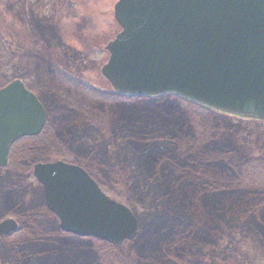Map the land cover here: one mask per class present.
I'll list each match as a JSON object with an SVG mask.
<instances>
[{"label": "water", "instance_id": "1", "mask_svg": "<svg viewBox=\"0 0 264 264\" xmlns=\"http://www.w3.org/2000/svg\"><path fill=\"white\" fill-rule=\"evenodd\" d=\"M120 32L101 73L118 95H174L204 108L264 122V0H119ZM47 115L20 81L0 89V168L10 147L36 137ZM59 230L111 245L133 240L132 212L106 196L80 167L33 166ZM17 230L0 221V239Z\"/></svg>", "mask_w": 264, "mask_h": 264}, {"label": "trees", "instance_id": "2", "mask_svg": "<svg viewBox=\"0 0 264 264\" xmlns=\"http://www.w3.org/2000/svg\"><path fill=\"white\" fill-rule=\"evenodd\" d=\"M3 55L4 49L0 42V61ZM3 80H0V87L6 82H3ZM67 83L73 86L76 85L75 87L81 90L80 92L86 96L85 98L91 101L89 104L85 103L76 106L84 111L88 109L98 110L99 106H97L96 101H111L118 98L142 100L151 103L163 102L164 100H166V103L170 100L185 102L173 96L153 99L140 96L123 97L115 94H102L93 90L90 86L75 81L63 82L62 85ZM55 90L53 88V91ZM61 98L66 106H72L75 102L74 99H63L61 94L58 96L56 94L55 99L61 101ZM193 107L199 111L198 114L206 116L205 122L199 118L174 121L170 119L171 113L169 111L171 109L162 106L159 109L160 114H157L154 119L151 118L154 126L152 130H145V125L140 127L141 125L137 123L142 124L141 120V122L138 121L126 125L127 133L114 130L112 127L106 128L105 126L99 128L98 131L97 129L87 131L88 133L91 132L92 136L95 134L99 135L102 142H107V144L115 141L125 145L128 149L131 148L133 163L139 177L144 176L143 186L146 185V190H148L147 192L145 191L146 193L137 190L139 201L142 202V205H147L150 194L153 193L156 199L151 204V209L158 211L165 205H168L170 209H166L159 217L155 215L150 222L146 223V225L144 224L145 227L140 230V233L133 241L125 242L121 246H112L106 244V242L103 243L90 238H75L71 235L63 234L58 229L56 219L46 210L42 202H39L35 209L27 213L20 211L19 207L16 209L18 203L12 207L14 212L11 211L9 214L19 219L21 227L5 240H13L17 236L25 235L32 238L33 241L45 242L46 245L57 243L62 239V241H89L91 244L102 246V249L107 248L108 250L106 251L108 252L105 256L113 255L114 248L119 249L121 247L122 249L127 245H131L127 254L137 264H227L229 260L230 262L232 260L233 262L237 261L230 254H226V251L231 249L230 245L250 242V264H264V261L262 262L261 260L264 258V152L262 155H250L249 157L246 154L236 153L238 149L234 145L227 144L224 135L225 130L229 129L231 121H242L209 112L195 105ZM47 112L48 116H50L48 109ZM93 113H95L97 120H99V117L106 116V113L95 111ZM49 118L43 132L38 137L29 139L30 141L39 140V137L48 130L47 127L50 125ZM169 126L181 127L182 133H184L183 136H178L179 133L175 131V127L170 128V131L164 130L165 127L167 129ZM85 135L87 133L81 137L85 138ZM56 138L60 139V142L66 139L64 135ZM167 139L176 140V146L173 145V147L179 153L184 152L185 154V151L188 152L190 150L189 148L202 149L199 154L202 157H208L205 158L207 161L200 167H202V172H205L206 176V170L212 172L210 176L212 178L209 179L203 175L198 177L195 174L190 175L188 168L191 167V163H180L179 160L172 161V156H169L170 153L167 151V148L172 147V142H168ZM71 143L74 144L73 142ZM151 145L155 146V151L150 150ZM76 146L77 144L72 147ZM95 146L96 148L93 145L89 147L90 156L84 159L74 156L72 151L66 152L62 148L57 150V148L49 146V154L47 156L50 155V157L47 160L61 159L66 162L81 164L82 166L83 164L79 162H86L84 160L95 163L96 159L92 156H99L100 154L97 148L98 145L95 144ZM32 162L35 161L32 160ZM201 162L202 160H200ZM165 164L169 167H164ZM162 169L164 174H162ZM110 170L113 174H117L112 168ZM186 173L188 176H185ZM93 177L99 182L94 174ZM183 179L187 183H195L192 185L190 192L187 185L182 183L181 180ZM161 180L165 182L166 188H161L158 191V185ZM15 185L13 183L11 187ZM108 186L112 189L118 187L117 176L112 184L108 183ZM168 198L173 200L170 201ZM199 200L202 201V204L198 202ZM209 209L211 211L209 213L206 212ZM41 217L43 220L49 218L53 222L50 224L40 222ZM29 250L23 246L22 248L17 247L13 254L16 263L12 264H48L42 263V260H30L29 257L34 256V254L37 256L51 253L52 249L40 245V247L29 248ZM217 252L218 254L220 253L219 256H217ZM86 258L90 261L89 257ZM95 260L100 262L101 257L97 254ZM72 262V264H82L78 260ZM109 264H116V262L112 261Z\"/></svg>", "mask_w": 264, "mask_h": 264}, {"label": "rangeland", "instance_id": "3", "mask_svg": "<svg viewBox=\"0 0 264 264\" xmlns=\"http://www.w3.org/2000/svg\"><path fill=\"white\" fill-rule=\"evenodd\" d=\"M113 1L114 0H110V3L112 4ZM20 15L21 12H16L13 15L9 14L6 0H0V39L5 47L4 55L1 59L2 62L0 61V80H3V78H6L3 82L6 80V82L15 79L21 80L29 89L36 92L50 113V116H48L50 117V125L47 127L48 130L39 137V140H19L11 149L8 167L0 170V221L7 217H12L19 222L18 218L9 214L11 211L14 212L12 207L17 203L19 205L17 204L16 209L19 207L20 211L27 213L35 209V206L39 202H43L41 198V188L32 178L31 168L36 162L31 163V161H49L47 160L50 157V155L47 156V154H49V146L57 148V150L62 148V150L66 152L72 151L74 156H79L81 159H84L90 156L88 152L89 147L93 145L96 148L95 144H97L100 153L99 156L91 155L96 159V162L90 163L84 160L86 162H79L82 163L83 166L81 164L77 165L85 167L84 169L91 173L93 172L94 176L98 178L99 183H101L99 185H101V188L107 195L118 203L131 209L139 220V234L140 230H142L146 223L150 222L155 215L159 217L166 209L170 210L168 205L161 207L158 211L151 209V204L156 199L153 193L150 194V198L147 201V205L151 206L146 207L147 205H142V202L139 201L140 198L137 190L142 193L148 190H146V185L143 186L144 176L139 177L133 163L131 148L128 149L125 145H121L115 141H111L110 144H107V142H102L99 135L95 134L92 136V133H88L87 131L91 129H97L98 131L99 128L105 126L106 128L112 127L114 130L127 133L126 125L138 121L141 122V120L142 124L137 123L141 125L140 127L145 125V130H152L154 126L152 125L153 122L151 118L154 119L157 114H160L159 109H161L162 106L171 109L169 111L171 113L170 119L174 121L178 119L199 118L201 121L205 122L206 116L204 114H198L199 111L190 103L172 100H170L168 102L170 104H168L166 100L163 102L151 103L142 100L118 98L111 101H96L97 106H99L98 110L88 109L84 111L76 107L77 105L79 106L85 103L89 104L91 101L85 98L86 96L80 92L81 90L75 87L76 85L73 86L68 83L62 85L64 81H61V79L63 78L59 76L57 71L56 73L59 77H53V80L47 81L49 83L44 82V75L49 74L51 71V68L47 66L46 62L55 65L60 73L66 74V77L79 80L75 82L90 86L93 90L98 91V93L113 94L110 85L101 75V69L106 63L108 54L102 50L64 49V46L60 44L55 35L48 30H46L45 33L39 30L28 39V35L25 33L27 29L25 28L26 30H24V28H22L25 27V16L22 17L21 15L20 17ZM16 17H20L21 19L17 20ZM29 17H33V20H35L36 14L31 13ZM117 32H119V29L116 24L112 23L108 40H111ZM9 36L14 38L12 43L9 42ZM34 57H39V59H35ZM53 88L56 90L53 91ZM55 93L57 96L61 94L63 99H74V107H72L73 105L66 106L62 98L61 101L55 99ZM93 111L106 113V116L99 117V120H97L95 118V113L92 114ZM229 125L230 127L228 130H225L224 136L227 144L234 145L238 149L236 153L246 154L247 157L250 155H262L264 152V124L254 121L253 123L248 121H231ZM173 127L176 128L175 131L179 133V137L181 135L183 136L184 133H182L181 127L169 126L167 129H165V127L164 130L170 131V128ZM83 132L84 134L87 133V135L84 136L85 138L81 137L84 135ZM62 135H64L66 139L60 142V139L58 140L56 137ZM167 140L168 142H172V147L167 148V151L170 153L169 156H172V161L179 160L180 163H191V167L188 168L190 175L195 174L197 177L203 175L209 179L212 178L210 177L212 172L205 169L207 171L206 176L204 174L205 172H202V167H200V165L202 166V164L207 161L205 158L208 157H202L199 154L202 149L189 148L190 150L188 152L184 149L186 152L185 154L184 152L179 153V151L173 147V145L176 146V140ZM76 144V147H72ZM154 149L155 146L151 145L150 150ZM200 160H202L201 163ZM167 164H165L164 167H169ZM110 168L117 172L118 175L113 174ZM162 174H164L163 169ZM114 175L117 176L118 187L112 189L108 186V183L112 184L113 180H116V176ZM179 176L182 177L181 174H179ZM185 176H188V174L186 173ZM181 181L184 185H187L189 192L192 190V185L195 184L192 182L187 183L184 179ZM13 183L17 186L11 187ZM164 184L165 182L161 180L157 190L159 191L161 188H164ZM168 200L171 201L173 199L168 198ZM198 202L202 204V201L199 200ZM210 211V209L206 210L208 213ZM208 213H206L207 216L209 215ZM40 222H47L50 224L53 221L49 218L43 220L41 217ZM19 225L21 227L20 223ZM62 240L57 243L54 242V244L46 245L45 242L33 241L32 238L25 235L17 236L13 240L1 239L0 264L16 263L13 254L17 247L22 248L23 246L29 250V248L40 247V245L52 249L51 253H44V255L37 256L34 254V256L29 257L30 260H42V263L48 264H72V261L76 260L81 261L82 264H109L112 261H115L116 264L135 263V260L130 258L127 254L131 245H127L122 249L121 247L119 249L114 248L113 255L109 254L105 256L108 252L106 251L108 250L107 248L102 249V246L91 244L89 241ZM235 244L236 243L230 245L231 249L226 251V254H230L231 257L237 261L233 262L232 260V262H230L229 260L227 264H250V242ZM97 254L101 257L100 262L95 260ZM219 255L220 253L218 254L217 252V256ZM86 257H89L90 261H88ZM261 260L263 262L264 258ZM94 261H96V263H94Z\"/></svg>", "mask_w": 264, "mask_h": 264}, {"label": "flooded vegetation", "instance_id": "4", "mask_svg": "<svg viewBox=\"0 0 264 264\" xmlns=\"http://www.w3.org/2000/svg\"><path fill=\"white\" fill-rule=\"evenodd\" d=\"M118 1L119 0H114L111 4L110 0H6L9 8V14L13 15L16 12H21L22 17L25 16V27L22 28H24V30L27 29L26 32H24L28 35V39L32 37L33 34L35 35V32L39 30H41L42 33H45V31L48 30L55 35V37L59 40L60 44L64 46V49L102 50L105 53H107L106 48L108 44L120 32V28L114 19V6ZM31 13L36 14L35 20H33V17H29ZM20 17H16L17 20L21 19ZM112 23L116 24L117 28L119 29V32H117L111 40H108L109 31ZM13 39V37L9 36L10 43H12ZM0 42L3 46L1 39ZM4 48L5 47L3 46V49ZM36 58L39 59V57ZM46 63L47 66L51 68V71L49 72V74L44 75V82L49 83L47 81L53 80L52 78L56 76H60L61 78H63L61 79V81L64 82L79 81L66 77V74L60 73L59 69L56 68L55 65L49 62ZM56 71L59 73V76ZM5 79L6 78H4V80ZM3 86H1L0 88H2ZM29 90L37 96L36 92L32 91L31 89ZM161 97L163 96L153 97V99ZM37 99L41 101L39 97ZM46 114V120L48 121V113L46 112ZM47 121L43 130L46 127ZM11 149L12 147L10 148L7 157V166L5 168H7L9 165ZM60 160L49 161L55 162ZM63 161L64 160H62V162ZM75 165L84 169V167L80 165ZM85 171L91 178H93V180H95L91 172L87 170ZM97 183L99 184L98 181Z\"/></svg>", "mask_w": 264, "mask_h": 264}]
</instances>
